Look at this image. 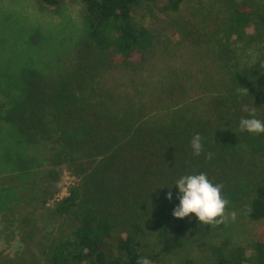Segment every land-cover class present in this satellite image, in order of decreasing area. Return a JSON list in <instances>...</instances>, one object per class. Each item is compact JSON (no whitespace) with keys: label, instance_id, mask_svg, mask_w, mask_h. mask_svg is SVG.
Returning <instances> with one entry per match:
<instances>
[{"label":"trees","instance_id":"1","mask_svg":"<svg viewBox=\"0 0 264 264\" xmlns=\"http://www.w3.org/2000/svg\"><path fill=\"white\" fill-rule=\"evenodd\" d=\"M80 2L83 40L70 67L26 71L1 118L28 145L49 140L51 165L79 177L53 207L72 222L50 242L48 264H157L217 228L172 215L177 190L168 185L188 172L223 186L225 211L239 205L264 220V134L238 128L249 112L264 120V14L234 0ZM152 5L168 37L140 22ZM245 45L257 48L250 64ZM217 252L218 264H264V239Z\"/></svg>","mask_w":264,"mask_h":264},{"label":"rangeland","instance_id":"2","mask_svg":"<svg viewBox=\"0 0 264 264\" xmlns=\"http://www.w3.org/2000/svg\"><path fill=\"white\" fill-rule=\"evenodd\" d=\"M234 1H246L264 14V0ZM148 10L139 14L140 22L161 38L171 35L156 7ZM81 11L80 0H64L54 7L39 0H0V264H48L50 242L65 234L72 222L71 215H55L53 207L79 177L67 164L51 165L49 140L28 145L1 118L26 71L54 76L70 67L83 40ZM238 48L249 64L255 60L256 46ZM206 231L189 237L157 264H185L188 259L218 264V250L229 255L231 249L264 239V220L253 221L247 208L233 205L217 228Z\"/></svg>","mask_w":264,"mask_h":264},{"label":"clouds","instance_id":"3","mask_svg":"<svg viewBox=\"0 0 264 264\" xmlns=\"http://www.w3.org/2000/svg\"><path fill=\"white\" fill-rule=\"evenodd\" d=\"M241 132L252 135L264 134V120L258 119L254 112L241 117L238 121ZM193 156H200L204 145L199 133H194L189 142ZM212 153L207 157L211 158ZM175 186L177 190L178 204L173 207L172 215L176 218H184L190 213L202 225L222 223L225 216L227 200L223 198L222 185L213 183L203 172H188L179 175L169 187ZM166 199H172V192L165 193ZM141 264H149L148 259L142 258Z\"/></svg>","mask_w":264,"mask_h":264}]
</instances>
